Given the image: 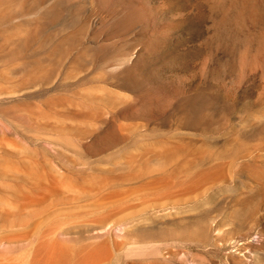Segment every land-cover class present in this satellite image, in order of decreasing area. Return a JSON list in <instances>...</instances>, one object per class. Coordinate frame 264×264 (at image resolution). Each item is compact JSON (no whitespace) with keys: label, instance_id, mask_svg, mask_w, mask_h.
Wrapping results in <instances>:
<instances>
[{"label":"rangeland","instance_id":"rangeland-1","mask_svg":"<svg viewBox=\"0 0 264 264\" xmlns=\"http://www.w3.org/2000/svg\"><path fill=\"white\" fill-rule=\"evenodd\" d=\"M0 84V264H264V0H0Z\"/></svg>","mask_w":264,"mask_h":264},{"label":"bare ground","instance_id":"bare-ground-1","mask_svg":"<svg viewBox=\"0 0 264 264\" xmlns=\"http://www.w3.org/2000/svg\"><path fill=\"white\" fill-rule=\"evenodd\" d=\"M0 91H1L0 94L2 96V90ZM5 92L7 91H4L3 93L5 94ZM13 145L14 144H12L13 148L9 147L11 148L12 151L11 154L13 156L17 157L18 155L22 156L23 154H26V149L22 147L17 148ZM9 151L10 150H8V152ZM11 154L7 153V155H11ZM0 155L1 157L4 156L3 154ZM1 157H0V220L1 222H4V224H6L5 225L6 227L8 225L10 229L11 227L14 228L22 227L23 230L25 228L27 229L28 227H30V225H28V221H29L28 216L33 218L35 214L40 213L39 210H37L38 209L37 207L40 205L41 199H40V195L35 190L36 188L38 189L37 186L40 185L42 176L38 172H36L27 161L26 162L23 161V163H21L22 165L19 166L20 164L18 165L15 162H13L11 157L10 159L6 158L8 160L6 159L2 160ZM28 184H30L31 186L29 187ZM41 224L42 221L40 223H36L31 228V230L35 231L36 233L40 232L39 230L41 229L40 228L42 226ZM14 235L17 236L16 233Z\"/></svg>","mask_w":264,"mask_h":264}]
</instances>
